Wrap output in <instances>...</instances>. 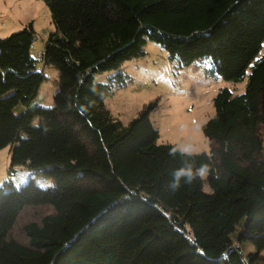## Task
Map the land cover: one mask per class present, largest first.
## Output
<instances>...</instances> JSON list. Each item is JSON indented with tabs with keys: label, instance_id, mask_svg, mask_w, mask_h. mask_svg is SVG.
<instances>
[{
	"label": "trees",
	"instance_id": "1",
	"mask_svg": "<svg viewBox=\"0 0 264 264\" xmlns=\"http://www.w3.org/2000/svg\"><path fill=\"white\" fill-rule=\"evenodd\" d=\"M43 1L53 105L30 106L46 79L33 24L0 36V149L53 185H0V264H260L235 234L264 235V0ZM148 40L207 76L250 68L243 93L215 95L208 151L158 142L155 102L126 125L106 107Z\"/></svg>",
	"mask_w": 264,
	"mask_h": 264
},
{
	"label": "rangeland",
	"instance_id": "2",
	"mask_svg": "<svg viewBox=\"0 0 264 264\" xmlns=\"http://www.w3.org/2000/svg\"><path fill=\"white\" fill-rule=\"evenodd\" d=\"M30 23L36 32L31 54L37 59L38 69L46 76L30 106L49 107L53 105V95L58 87V70L45 65L42 59L47 36L55 29L50 9L43 0H0L1 37ZM263 51L264 42L258 57ZM122 68L126 83L113 86L105 101L112 115L126 125L145 105L155 102L150 118L159 131L158 142L175 143L191 153L209 150L202 127L215 113V95L224 87L234 94L243 93L250 73L248 68L241 81L228 80L220 75L207 76L203 68L184 64L179 57L152 40L147 41L140 56L125 61ZM107 74L98 78L106 82ZM38 121L36 118L35 123ZM10 167L11 148L6 146L0 149V185L10 181L18 187L30 178L43 187L53 185L51 178L35 169L22 165L11 171ZM204 188L209 190L207 184ZM239 229L238 225L237 243L245 253H257L258 262L264 264V235L244 237Z\"/></svg>",
	"mask_w": 264,
	"mask_h": 264
},
{
	"label": "clouds",
	"instance_id": "3",
	"mask_svg": "<svg viewBox=\"0 0 264 264\" xmlns=\"http://www.w3.org/2000/svg\"><path fill=\"white\" fill-rule=\"evenodd\" d=\"M206 170L207 169H206V166H205V167L200 168L198 170V172H199L200 175L203 176L206 173ZM173 175H174V179H173V181H172V183L170 185L172 187V189H176V188L179 187L180 177L182 175H187L188 180L191 179V173H190V171H185L183 168L175 171Z\"/></svg>",
	"mask_w": 264,
	"mask_h": 264
}]
</instances>
